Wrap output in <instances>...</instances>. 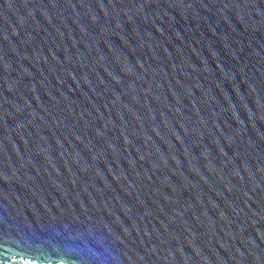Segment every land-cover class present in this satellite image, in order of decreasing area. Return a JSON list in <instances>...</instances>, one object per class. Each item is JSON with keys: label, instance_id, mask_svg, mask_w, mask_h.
Returning a JSON list of instances; mask_svg holds the SVG:
<instances>
[{"label": "water", "instance_id": "95a60500", "mask_svg": "<svg viewBox=\"0 0 264 264\" xmlns=\"http://www.w3.org/2000/svg\"><path fill=\"white\" fill-rule=\"evenodd\" d=\"M0 264H264V0H0Z\"/></svg>", "mask_w": 264, "mask_h": 264}]
</instances>
